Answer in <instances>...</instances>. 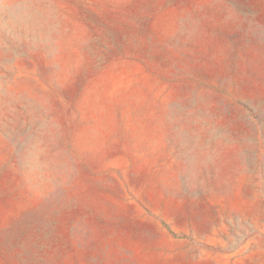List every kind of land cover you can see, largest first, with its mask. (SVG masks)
<instances>
[{"label": "rangeland", "instance_id": "1", "mask_svg": "<svg viewBox=\"0 0 264 264\" xmlns=\"http://www.w3.org/2000/svg\"><path fill=\"white\" fill-rule=\"evenodd\" d=\"M230 7L264 25V0H0V264H264V32Z\"/></svg>", "mask_w": 264, "mask_h": 264}, {"label": "clouds", "instance_id": "2", "mask_svg": "<svg viewBox=\"0 0 264 264\" xmlns=\"http://www.w3.org/2000/svg\"><path fill=\"white\" fill-rule=\"evenodd\" d=\"M28 8L26 4H16L10 6L5 10V14L9 17V22L12 24H25L28 25ZM228 19L238 23L241 26H247V29L252 34H258L264 32V25H259L254 19H249L237 12L234 8L228 9ZM50 37V33L48 34ZM190 35H195V29L190 32Z\"/></svg>", "mask_w": 264, "mask_h": 264}]
</instances>
